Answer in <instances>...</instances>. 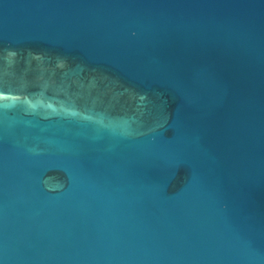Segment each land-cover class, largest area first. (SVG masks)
I'll list each match as a JSON object with an SVG mask.
<instances>
[{
	"label": "water",
	"instance_id": "water-1",
	"mask_svg": "<svg viewBox=\"0 0 264 264\" xmlns=\"http://www.w3.org/2000/svg\"><path fill=\"white\" fill-rule=\"evenodd\" d=\"M0 264H264V0H0Z\"/></svg>",
	"mask_w": 264,
	"mask_h": 264
}]
</instances>
